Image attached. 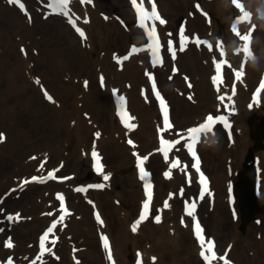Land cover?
<instances>
[{
	"label": "bare ground",
	"instance_id": "bare-ground-1",
	"mask_svg": "<svg viewBox=\"0 0 264 264\" xmlns=\"http://www.w3.org/2000/svg\"><path fill=\"white\" fill-rule=\"evenodd\" d=\"M196 1L199 2V0ZM207 1L209 2L204 1L203 8L195 13L192 0L161 1L162 12L165 15L168 14L171 17L174 14H185L189 18L193 31H185L188 46L184 55H181L178 60L169 59L167 61L165 74L162 75L163 85L161 87L163 90L158 91L166 101L170 120L173 117L195 115L192 119L183 120L184 123L189 124L181 127L182 129L192 125L193 127L198 126L204 122L208 114H212L214 117L223 115L227 118L230 130L226 129L222 122H217L214 126L215 143L210 141L205 143V136L210 134L204 132L196 134L199 139L194 146L201 151L200 167L208 175V187L211 195L205 193L204 198L197 202L198 206L194 215L199 223L201 222L199 218H204L211 211H213L211 212L212 216L221 214V212L229 216L232 219L231 223L233 222L232 225L229 224L232 226V230L226 234L230 236L223 242L225 243L224 247L230 245L234 239L236 241L238 239L230 256L236 258L237 261L242 260L243 262L240 261V264H264V243L257 253H254L252 251L255 247L254 244L243 243L235 233L236 229L239 230L240 227L245 226L240 215L241 205L236 195L240 190V185L243 184V181L237 180L249 154L253 158L255 176L260 181V186L254 193L253 205L257 210L262 208L264 213V142L262 147L260 145L257 147L251 136L260 137L264 126V87H261V83L264 81V57L261 56V61L258 59L260 62L250 60L252 55L250 46L264 52L260 46L264 40L262 37L264 17H259L261 11L254 14L250 10V0ZM69 6L72 8L71 13L74 14V18L76 16L81 18L76 20L77 26L84 27L85 35L88 33L89 40L86 42V46L69 41L66 43L67 45L63 44L61 36L53 34L54 28L51 30L49 26H43L40 37L44 43L45 62L42 64L39 54L33 56V45L27 41L26 54H20V59L8 57L9 63L0 64V71L4 74L17 72L6 79L7 90L9 93H15L17 98L25 97L21 101L22 110L28 112L29 108V112L34 113L35 106L32 104V97H30V103H27L26 96L29 98V91L26 87L24 93L20 81L26 84L36 69L41 70L43 82L47 80L44 83L45 90L49 94H54L64 106L56 108L49 104L43 109L38 127L43 134L39 137L43 140L44 133H52V141L46 151L62 158V152H55V149L60 148L62 140L65 139V141L68 140V147L71 150L67 155L71 163L80 161L77 153H81L82 150H87V159H91L95 163L91 156L95 144L98 155L101 153L105 155L104 159L99 157L103 169L106 162H109L112 165L109 169L114 170V175L118 174L119 182L116 191L115 188H112L109 191H104L103 195L93 194L100 207L102 204L99 200L101 196L104 197V207L107 210L101 236L102 239L104 236L108 238L112 260L108 259V250L104 248L107 257L103 258V263L134 264L133 261H136V264H204L200 261L202 258L200 256L201 247L194 235L192 217L186 215L184 224L178 225L172 220L173 213L170 214L168 210L163 213L161 222L157 226L152 224L153 228L149 227L150 216L157 207L156 199L162 195L160 184L157 190L152 187L155 196L153 195L150 202L147 219L139 224L135 233L131 230V226L140 216L142 204L146 200L145 182L138 177L137 161L133 152L141 154L142 150L145 152L154 150L146 161L147 171L153 163L165 161L162 153L155 151L159 148L157 128L162 125L161 108L152 91L153 81L145 74L146 72L150 73L149 70H154L155 65L149 64L144 59V51H140L138 55L141 56L136 58L126 53L129 46H133L132 49L137 47L148 50V41L144 32L138 25L137 28H134L133 34H123L124 32L114 19L111 20L112 25H98L94 10L102 8V4L88 8L87 5L72 2ZM6 10L9 8L0 5V20L5 23L7 22L5 17H11V14ZM85 13L89 20L88 23H83ZM254 15L257 18L256 22H259L257 28L254 27ZM237 17L239 18L236 19ZM149 21L153 24L152 20ZM233 23L242 35L248 33L252 28L246 40H241L234 33ZM199 24L204 27L199 29ZM155 25L162 27L158 21H155ZM177 25L178 29L184 31V24ZM5 26L11 27L10 23H6ZM194 35L202 41L206 40L212 44V50L210 51L206 44H197L195 40L189 39ZM5 38L6 35L2 34L0 41H4L2 39ZM170 38L173 39V36ZM217 40L222 41L221 49L216 47ZM233 49H241L242 54H246L243 58L234 56L231 59L230 54H235ZM259 55L260 53H258V57ZM221 56L228 61L221 68L223 83L220 84L218 90L212 81L213 75L216 74L213 57L220 60ZM124 57L128 58L124 59ZM173 67L176 69L175 72L182 74L183 85L180 81L169 79V75L174 73ZM234 70L242 71L239 79L234 77ZM150 74L152 75V73ZM101 76L104 78L103 86L101 85ZM185 77H188V80H185ZM153 78L156 84L157 80L155 77ZM85 81H87V86H85ZM189 83L191 87L188 86ZM4 90L5 86L0 82V91ZM233 90L234 95H232ZM165 92L174 104L168 102L169 99ZM220 95L226 97L223 102L218 98ZM228 96L231 97L230 100L227 99ZM121 97H123L122 102ZM250 104L252 107H249ZM153 105L156 106V111ZM123 108L127 111L126 119L116 115ZM32 117L34 119V115ZM128 117L135 119L129 120ZM5 119L3 116L1 117L0 112V126H4ZM28 122L29 115L24 124L28 126ZM125 122L133 124L135 127L126 128ZM20 123L22 122L18 121L11 128L10 141L25 144L24 134L19 130ZM103 123L101 136L106 135V137L100 136L101 138L95 141L94 133L98 131L94 127H100V124ZM62 136H66V138L61 139ZM163 136L173 140V135H170L168 131H165ZM128 139H131L136 147L129 145ZM138 141L148 142L146 145L141 144L139 148ZM185 142L187 143L186 139ZM179 145L176 146L179 147ZM141 148L142 150H140ZM186 150H175L176 154L174 155V151L171 149L169 161H165V163L170 164L172 158L178 157L180 154L186 156ZM190 163L192 165L193 160ZM188 171L191 173V184L201 191L202 185L198 182V174L194 169ZM182 176L186 179L183 172ZM250 177L253 178V170ZM150 180L151 176L148 178L149 182ZM178 180L179 178H176L175 182ZM173 183L174 181H170V186ZM191 184L186 183L183 186L184 189ZM51 192L53 196L54 191ZM56 194L60 193L56 192ZM190 198L195 197L191 195L188 199L189 202H191ZM113 200L121 201L122 206L117 208ZM165 200L162 198V202ZM218 223L224 222L219 218L211 227L212 232L215 231ZM146 227L149 229L144 231ZM251 229H254L253 225L248 228L249 231ZM243 231L246 229L244 228ZM203 235L205 236V232ZM189 236L191 239L193 238L190 246L188 244ZM88 246L93 247L95 251L98 250L95 243L89 242ZM157 253L162 256V260H158V262L153 261V257L156 258ZM87 256V260L93 264H98L100 261L91 250L87 252ZM214 262L215 258L210 259V264H214ZM219 264H223V261Z\"/></svg>",
	"mask_w": 264,
	"mask_h": 264
},
{
	"label": "rangeland",
	"instance_id": "rangeland-1",
	"mask_svg": "<svg viewBox=\"0 0 264 264\" xmlns=\"http://www.w3.org/2000/svg\"><path fill=\"white\" fill-rule=\"evenodd\" d=\"M26 1H31L30 6L32 7V9H30L29 7V10L33 11V13L30 12L31 22H29L28 16L24 12H19L17 9L12 11L13 15H11L10 18L5 17L7 19L6 23H10L11 25L10 28H7L5 26L6 23L0 20V33L7 34V39L5 41H0V64L9 63L10 61L8 60V57L12 59H20L19 57L21 54L20 46L26 44L25 41L26 37L28 41L33 45L32 46L33 56H37L39 54V57H41V60H43L44 43L42 38L40 37V30H41L40 26L41 24L48 25L49 23H43V20L41 18L42 14L38 11L37 7H35L36 5L35 0H26ZM100 1L108 6L112 3V0H100ZM0 5L3 7L7 6L8 8L10 7L8 6V4L6 5L3 0H0ZM118 5H120V7H118V11L123 13L127 12L125 0L119 2ZM46 21L55 24V25L52 24L50 25L53 28L54 26L60 27L58 21L53 18H50ZM128 23H129L128 27L131 28L133 26V23L129 19H128ZM63 24L64 26L61 27L63 29L62 30L63 38L77 39V37L73 34L74 31L69 29V27L65 23ZM72 35L73 37H71ZM23 38L24 40H22ZM34 63L35 62L33 60V64ZM36 76L41 77V73L37 69L34 72L33 77L31 78L32 84L30 85V91H31L30 97L33 98L32 104L35 106L34 119L32 123H29L28 126L24 125L20 130V132L24 134L25 144H22L23 146L14 147L10 145L7 146V143L5 142L0 143V198L1 196L7 195L8 187H10L11 184L15 183L14 179L21 176L22 174L25 175L24 171L18 172L20 171L19 164L23 165L24 167V161L26 162L30 157L34 156L35 154H42L43 152H45L47 146L52 141V134L50 132L44 133L43 140H41L39 137V135L43 134L42 130L38 127H39V119L43 113L45 99L41 91V81L34 79ZM37 81H39V83H37ZM28 86L26 85V87ZM8 98H9L8 103L11 104L5 107V112L7 114L11 108L20 105L19 102L12 103L17 101L18 99L15 96V93H9ZM19 117H17V119H19ZM9 126L10 127L14 126V122L12 125L11 122L5 121L4 127L3 126L0 127V132L9 131L10 130ZM20 126L22 125H19V127ZM10 135L11 134H8L7 137H10ZM64 147L65 146H61L62 150H64ZM47 152L49 151L47 150ZM21 159H23L24 161ZM57 162L58 161H56L55 164L52 165L53 166L56 165ZM76 168H69V165H67V167H65L63 171L67 173L66 175L68 177L77 175L80 176L83 181L84 176H87L86 178L88 182L96 181L100 183L101 182L105 183L102 174H96L91 169L89 163L82 162L79 164L78 168L77 169ZM26 170H29L27 172L28 173L27 175L32 173V170H30L28 166L26 167ZM63 174L65 173L63 172ZM157 178L159 179L160 176H157ZM67 182L68 180L61 183H56V185L61 186ZM56 185L50 184L47 185V187L57 188ZM80 186H81L80 184L75 183L73 181L71 182V184L69 183L70 188L66 190V192L72 204L77 205L78 199L76 198V195L79 196L80 200L82 201V209H83L82 213L81 211L78 212L77 210L76 211L71 210L69 215V227L62 226L58 228L57 231L58 239L55 245L53 246V250L49 253H46L45 261L43 264H75L73 262V255L75 254H77L80 258L79 264H93L92 262L86 259V253L88 252L87 249L88 247L86 243L91 241L98 244L97 241H100L98 232L96 230V226H98V221L95 218V212L90 211L91 207L88 205L87 202L84 201L85 197L82 196V192L75 191V189ZM44 189H45L44 187L29 188L28 193L26 194L24 193L22 196L20 195L21 196L20 198H15L14 192H11L10 195L6 196L5 203L3 206L6 207L7 210L3 211V213L0 214V227L3 226V224L5 223L6 230L5 233L0 236V241H2V239L8 240V238L10 237L13 244L15 245L14 253L18 258L23 255L25 256V254L29 252L31 253L30 258L35 257L37 255L39 234L41 230L44 229L46 226H48L50 223V218L46 216V211L44 210L46 208L45 204L39 206L35 210H31V205L33 201L30 200L33 199L35 195L42 196L44 193ZM51 202H54V204H56L54 208L56 213L57 211H59V202L56 203L53 199L50 201V203ZM16 213H19L23 219H20L18 222L15 219L12 222H9L5 219L6 216L8 215L15 216ZM260 217L261 215H259L258 218ZM208 219L210 225L207 222L205 225L208 229V232L209 231L211 232V227L213 226L214 223V221L211 219L214 218L212 216H209ZM214 220H218V219L216 218ZM261 220L264 227V217H262ZM257 227L261 228V226L258 225ZM85 228L92 229V232L90 234L84 232L83 229ZM217 229L220 230V233L222 234V240L220 239L219 236H217L219 238L218 243L221 246L223 240L227 238V235L225 234L230 231V227L228 226V224L223 225V223H218ZM262 231L263 230L257 231V233L261 232L263 234ZM70 239L71 241L69 246L68 241ZM65 248H67L68 250H65ZM91 250L93 251V253L96 254V258L100 260L98 264H103L102 263L103 256L101 254V251L100 250L95 251L93 249ZM7 251L9 250L7 249L0 250V261L6 260ZM52 252H54V255ZM59 256H61V258L63 257L62 261L60 262L59 259H57V257L59 258ZM17 261H19V259H17Z\"/></svg>",
	"mask_w": 264,
	"mask_h": 264
},
{
	"label": "snow or ice",
	"instance_id": "snow-or-ice-1",
	"mask_svg": "<svg viewBox=\"0 0 264 264\" xmlns=\"http://www.w3.org/2000/svg\"><path fill=\"white\" fill-rule=\"evenodd\" d=\"M17 2H18V0H8V3L10 5L17 3ZM70 2H71V0H54V3H56L60 6V8L62 10V14L68 18L69 22L72 24L73 28L79 34V36L83 39H86L85 32L80 27H78L76 24V20L81 19V18L76 16L74 19L73 18L74 14H70V12H69L68 5L70 4ZM130 2L137 11L139 22H140V27L145 30L149 40L151 41L147 45V47L153 50L152 63L154 65L158 64V63H162L161 58L156 55V49L159 48L160 45H159V40H158V36H157L155 21H158L160 25H164L166 23V21L163 18H161V16L159 15V13L157 11L156 4H155V0H149V2L152 5L150 13L145 11V9L143 7V0H140L139 4L137 3V0H130ZM230 2H231V0H230ZM80 3L82 5H84L86 3L91 4L92 0H80ZM20 7H21V9H23L24 8L23 4H20ZM197 7L199 8V5H197ZM25 14L28 16L29 22H31V16H30V14H28L26 12V10H25ZM205 15H207V14H205ZM238 18L239 17H237L236 19H238ZM104 19L107 20L108 17L105 16ZM146 20H152L153 21V24L150 28L147 27V25L145 23ZM88 22H89V20L87 18V14L85 13V16L83 17V23H88ZM232 29H233L234 33L237 34L241 40H246L248 37V34L252 31V28H250L248 33L242 35L241 33H239L237 31L235 23H233ZM168 35L171 36V33H169ZM181 36L183 37V29H181ZM189 39L195 40V42L197 44H200V43L206 44L210 51L213 48L212 44L208 43V41H206V40L202 41L198 36L194 35L193 37H191ZM221 44H222V41L217 40L216 47L221 49ZM153 45H155V48L153 47ZM241 47H242V45H241ZM168 48H169V51L172 53L173 59H175L174 42L171 39L168 41ZM136 50H137L136 48L132 49L133 52ZM179 50L184 51V44L183 43L180 44ZM21 52L26 54V50L24 48H21ZM221 57L222 58L220 60H217L215 57H213L214 70H215L216 74L213 75L212 81L218 90H219L220 84L223 83L222 76H221V68L223 65H225L227 63V61L223 59V56H221ZM127 58L128 57H124V59H127ZM175 71H176V69H175V67H173V72H175ZM145 74L148 75L149 79H151L153 81L152 91L155 94L157 100L159 101L161 113H162V125L158 126V128H157L158 139H159V148H157L155 151L161 152L164 160L166 162H168L170 150L173 149L176 145L181 144L182 140H185V139L187 140L185 147L187 148V150L189 151L190 155L193 158V164L191 167L198 174V182L202 185V189H201L198 197L190 198L191 202H189V200H185V208H186L185 214L187 216L193 218V220H194V235L198 241L199 246L201 247L200 256L203 258L204 261L209 262V264H210V256L207 255L206 253H210L211 258L216 257V254L213 251L214 240L212 238H207V239L205 238V236L203 235L204 230H203L201 224L199 223L198 219L195 217L194 214H195L196 209H197V202L204 198L205 193H208L209 195H211V193H210V190L208 187V184H209L208 179L200 168L201 161H200V158H199L197 152L194 150V144L199 139V137L196 134L201 133V132H204L206 134H210V135L205 136V143H207L209 141L211 143H215L216 142L215 141L216 133H215L214 126L216 125V123L222 122L224 124V127L226 129H229V130H230V124L227 121V118L223 115L214 117L212 114H208L205 117L204 122H202L198 126L189 128V129L185 130L183 133L180 131L173 132L172 130L174 129V124L170 121L169 110H168V106L166 104V101L160 95V92L157 90L156 84H155V81H154V78L152 77V75L148 72H146ZM241 75H242L241 70H234V77L235 78L239 79L241 77ZM169 79H171V77H169ZM100 80H101V85L103 86V83H104L103 76H101ZM185 80H188V77H185ZM37 83H39V81H37ZM85 86H87V81H85ZM188 86L191 87V84L189 83ZM261 87H264V81H262ZM234 94H235V92L233 90L232 95H234ZM44 96L47 100L53 101V98L51 97V95L48 94V92L46 90L44 91ZM218 98L222 102L226 99L225 95H220ZM146 99H147V97H146ZM189 99H191V97H189ZM227 99L230 100L231 97L228 96ZM122 101H123V97H121V102ZM249 107H252V105L250 104ZM128 119L132 120L135 118L134 117H128ZM125 127L131 129V128H134L135 125L125 122ZM165 131H168L170 135H175L177 138L175 140H169V139L164 138L163 133ZM94 136L96 138H99L101 136V133L96 132V133H94ZM5 140H6L5 134L0 132V143H3ZM127 143L129 145H131L132 147H136L134 142L131 139H128ZM176 150L179 151L180 149L177 148ZM150 155H151V153L149 155L141 156L140 154L133 152V156L136 157V161H137L138 177L141 181L145 182L144 188H145V194H146V200L142 204V212H141L140 216L138 217V219L131 226V230L133 233H135L137 231L139 224L147 219V217L149 215V205H150V202H151L152 197H153L152 184L148 181L150 173L145 168L146 161L149 159ZM91 156L96 163V171L98 173L102 174L103 180L105 182L109 181L111 174L110 173L104 174L103 166L100 164L99 155L95 150V144L93 145V150L91 152ZM30 159H36V157L33 156V157H30ZM181 163L182 162H181L179 157H173L171 163L169 164L168 170L164 171L163 175L166 179H171L172 178V170L180 168V170L184 173V175L186 177V183H188L190 185L191 184V173L188 171V165L183 164V167H180ZM42 164H43V162H42ZM48 176H49V178L58 179V180L71 179V177H53L52 172H49ZM32 179L35 180L37 178L33 177ZM28 182H29L28 180H23V181H21L20 186L22 187L23 184H26ZM94 187L102 189V188L106 187V184L100 183V184L94 185ZM15 190L16 189H12L11 191H15ZM75 191L81 192V191H85V189L77 187L75 189ZM176 195H179L181 198L184 197V187L183 186H181L179 193H169L168 199H166L164 201L163 209L170 208L169 200L174 198ZM56 198L60 201V209L59 210L62 212V214L58 217V220L53 222L51 224V226L48 229H46V231L40 237V240H39L40 251L38 254V257H40V258H42L45 253L51 251L50 249H48L46 247V242H49V235L54 234V229H56L57 224L62 223L65 219V216L70 215V213L68 212L67 208L64 205L63 194H57ZM0 203H2V200H0ZM3 211H4L3 209H0V214H2ZM157 211L159 213L161 210H157ZM46 215L51 216V215H54V213L49 212V213H46ZM95 218L101 225L103 224V221L101 220L99 213L95 214ZM5 219L9 222H12L15 219L18 222L20 219H23V218L20 216L19 213H16L15 216L8 215L7 217H5ZM153 220L155 223L159 224L161 222V215L160 214L155 215L153 217ZM181 224L182 225L184 224V218L183 217H181ZM0 231H2V229H0ZM50 242L54 246L56 243L55 238ZM4 246L8 249H12L14 247L13 242H12L10 237L5 242ZM103 246L106 250H108V259L111 261L112 260V253H111V250L109 247L108 238L106 236L103 237ZM230 247L231 246H229V249H230ZM227 251L228 250H226V253H227ZM53 255H54V253H53ZM57 259H58V257H57ZM155 259L156 258L153 257V261H155ZM219 259L223 261V264H231V261L227 258L226 254L224 256L219 257ZM0 264H14V259L12 257H8L6 260L0 261ZM30 264H37V262L34 260V261L30 262ZM40 264H43L42 259L40 261ZM76 264H79V261H77Z\"/></svg>",
	"mask_w": 264,
	"mask_h": 264
}]
</instances>
